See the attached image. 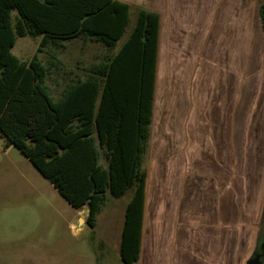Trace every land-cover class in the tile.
<instances>
[{
  "label": "trees",
  "instance_id": "trees-1",
  "mask_svg": "<svg viewBox=\"0 0 264 264\" xmlns=\"http://www.w3.org/2000/svg\"><path fill=\"white\" fill-rule=\"evenodd\" d=\"M260 16L264 28V0ZM129 25L130 7L113 0H0V132L74 210L91 209V228L109 197L132 190L120 255L136 264L160 18L141 9L116 51ZM27 36L41 41L32 59L22 61L13 49ZM75 39L105 48L82 74L67 72L56 56ZM55 87L61 96L53 95Z\"/></svg>",
  "mask_w": 264,
  "mask_h": 264
},
{
  "label": "rangeland",
  "instance_id": "rangeland-1",
  "mask_svg": "<svg viewBox=\"0 0 264 264\" xmlns=\"http://www.w3.org/2000/svg\"><path fill=\"white\" fill-rule=\"evenodd\" d=\"M262 2L253 0L254 9ZM243 30L238 35L217 33L215 46L209 33L207 47L188 49L170 44L163 49L144 163L147 216L154 232H161L158 218L168 216L174 186L183 185L185 176L181 173L178 177V171L185 170L189 178L201 177L207 171L208 157L217 153L213 137L219 139L229 132L230 137L233 133L238 138L241 177L250 183L249 194L241 198V230L251 227L243 224L244 220L255 217L259 239L264 235V32L256 13L250 14L248 32ZM238 37L239 45L233 47ZM40 41L41 37L18 38L13 54L29 61ZM98 46L75 39L56 56L67 72L82 74L101 54ZM49 52L40 57L45 60ZM202 55L207 61L200 66ZM228 84L237 97L217 95ZM7 143L0 132V264H122L118 245L133 191L121 198L109 197L95 228L79 226L87 208L77 213L28 159ZM199 208V204L193 205L192 210Z\"/></svg>",
  "mask_w": 264,
  "mask_h": 264
},
{
  "label": "crops",
  "instance_id": "crops-1",
  "mask_svg": "<svg viewBox=\"0 0 264 264\" xmlns=\"http://www.w3.org/2000/svg\"><path fill=\"white\" fill-rule=\"evenodd\" d=\"M113 1L130 7V25L127 33L118 42L116 51L127 40L141 9L159 15L153 117L163 49L170 48V44L172 47L180 46L188 49L207 47L209 33L212 34L210 42L215 46L216 40L213 37H217V33L238 35L243 28L245 33L248 32L251 13L254 15L256 13L264 32L260 16L261 3L257 9H254L253 0ZM170 34L171 36H169ZM179 35H183V40ZM238 40L239 37L237 40H233V47L239 45ZM87 42L90 43L91 41ZM180 42L183 43L180 44ZM197 42L200 45H193ZM102 51L105 52V48H102ZM97 57L101 58L102 56L100 54ZM206 59L207 56H200L198 64L202 66L206 63ZM229 86L228 84L225 89L221 90V94L217 95L237 97L236 91L234 92V89ZM52 93L56 97L61 96L63 89L61 87L52 88ZM219 109L217 106V113ZM213 123L215 125L217 121ZM226 125L223 127L226 128ZM213 139L214 145L217 146V153L214 158L213 156L212 158L208 157L207 171L201 177L189 178L185 170L183 172L178 171V177L185 176L183 185L181 187L174 186L173 199L168 203V216L158 218L162 222L159 233L151 229L150 220L147 216V177L140 255L136 264H247L259 240L260 228H255L256 218L254 217L244 220L242 223L251 227L245 228V226L241 230V217L239 215L242 207L241 198L244 199L245 194H249L250 183H246L241 177L238 138H235L233 133L230 137L229 132H227L224 133V137L217 139L215 135ZM181 173L183 174L181 175ZM247 197L249 198L248 195ZM198 204L200 210L193 211V205ZM262 214L263 212L260 214V219ZM124 219L118 245V254L122 264H125L120 255ZM246 229L254 231H251L252 233L247 237L248 231L245 232Z\"/></svg>",
  "mask_w": 264,
  "mask_h": 264
},
{
  "label": "flooded vegetation",
  "instance_id": "flooded-vegetation-1",
  "mask_svg": "<svg viewBox=\"0 0 264 264\" xmlns=\"http://www.w3.org/2000/svg\"><path fill=\"white\" fill-rule=\"evenodd\" d=\"M247 264H264V235L257 241L255 250L249 258Z\"/></svg>",
  "mask_w": 264,
  "mask_h": 264
},
{
  "label": "water",
  "instance_id": "water-1",
  "mask_svg": "<svg viewBox=\"0 0 264 264\" xmlns=\"http://www.w3.org/2000/svg\"><path fill=\"white\" fill-rule=\"evenodd\" d=\"M90 215H91V209L87 208L86 215L84 217L80 218V220H79V226L85 225L86 224L85 218H88Z\"/></svg>",
  "mask_w": 264,
  "mask_h": 264
}]
</instances>
